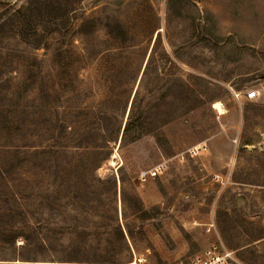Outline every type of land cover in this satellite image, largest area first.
I'll return each mask as SVG.
<instances>
[{"label": "rangeland", "instance_id": "obj_1", "mask_svg": "<svg viewBox=\"0 0 264 264\" xmlns=\"http://www.w3.org/2000/svg\"><path fill=\"white\" fill-rule=\"evenodd\" d=\"M45 1L0 22V264H264V0Z\"/></svg>", "mask_w": 264, "mask_h": 264}, {"label": "built area", "instance_id": "obj_2", "mask_svg": "<svg viewBox=\"0 0 264 264\" xmlns=\"http://www.w3.org/2000/svg\"><path fill=\"white\" fill-rule=\"evenodd\" d=\"M238 97V94H235ZM259 96L258 89H250L244 92V97L247 100H255ZM214 230V223L211 221L207 224L206 231L210 232ZM138 263L141 258L136 259ZM136 260L130 264H136ZM171 264H248L243 262L236 251L224 246L220 242H213L201 251L187 257L186 259H179Z\"/></svg>", "mask_w": 264, "mask_h": 264}, {"label": "trees", "instance_id": "obj_3", "mask_svg": "<svg viewBox=\"0 0 264 264\" xmlns=\"http://www.w3.org/2000/svg\"><path fill=\"white\" fill-rule=\"evenodd\" d=\"M31 3L32 1L26 0L18 6L12 5L11 10L0 14V22H3V24L6 21L11 22L13 28L17 31L18 37L24 44L29 43V39L25 35L28 29H31L35 34L38 32L39 23L35 19V10L41 15V11L46 10V7L49 6L48 1L45 0H37L36 3Z\"/></svg>", "mask_w": 264, "mask_h": 264}, {"label": "bare ground", "instance_id": "obj_4", "mask_svg": "<svg viewBox=\"0 0 264 264\" xmlns=\"http://www.w3.org/2000/svg\"><path fill=\"white\" fill-rule=\"evenodd\" d=\"M215 104H214V107L215 108H217L219 111L218 112H220V113H223L224 111H223V109H222V106H221V104L219 103V102H214ZM110 161V160H109Z\"/></svg>", "mask_w": 264, "mask_h": 264}]
</instances>
